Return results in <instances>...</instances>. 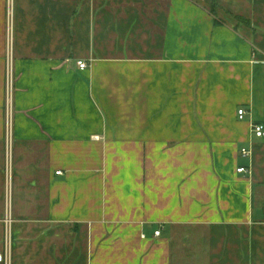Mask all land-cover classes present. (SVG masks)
I'll return each mask as SVG.
<instances>
[{"label":"crops","instance_id":"obj_1","mask_svg":"<svg viewBox=\"0 0 264 264\" xmlns=\"http://www.w3.org/2000/svg\"><path fill=\"white\" fill-rule=\"evenodd\" d=\"M255 124L264 0H0V253L264 264Z\"/></svg>","mask_w":264,"mask_h":264},{"label":"built area","instance_id":"obj_2","mask_svg":"<svg viewBox=\"0 0 264 264\" xmlns=\"http://www.w3.org/2000/svg\"><path fill=\"white\" fill-rule=\"evenodd\" d=\"M11 36V34H10ZM11 60H12V47H11V43H10V48H9V69H8V78H7V91H8V109H9V122H8V128H9V133L11 131V123H12V119H11V104H12V99H13V71H12V66H11ZM78 66L81 69H84L86 67H88V62L85 60H79L77 62ZM238 115L240 119H243L246 115V110L244 107H241L238 110ZM254 132L256 133V135L258 137H263L264 136V125L262 124H255L254 125ZM246 168L245 167H241L238 169V172H246ZM61 172V171H60ZM59 172V173H60ZM156 235L160 234V230L155 232ZM0 263H5V264H10V255L8 253H0Z\"/></svg>","mask_w":264,"mask_h":264},{"label":"trees","instance_id":"obj_3","mask_svg":"<svg viewBox=\"0 0 264 264\" xmlns=\"http://www.w3.org/2000/svg\"><path fill=\"white\" fill-rule=\"evenodd\" d=\"M216 23H217V21H216Z\"/></svg>","mask_w":264,"mask_h":264}]
</instances>
